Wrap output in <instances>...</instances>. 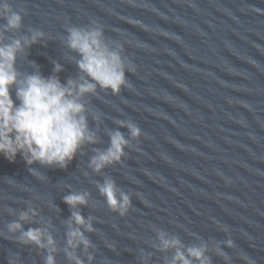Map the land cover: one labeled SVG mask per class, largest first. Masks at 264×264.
Returning <instances> with one entry per match:
<instances>
[{"label":"water","instance_id":"obj_1","mask_svg":"<svg viewBox=\"0 0 264 264\" xmlns=\"http://www.w3.org/2000/svg\"><path fill=\"white\" fill-rule=\"evenodd\" d=\"M5 2L22 25L4 31V43L43 34L18 54L19 73L48 77L58 63L62 83L79 79L68 31L95 27L123 46L134 70L119 94L98 86L84 97L95 143H83L65 168L0 156V264H45L46 250L8 231L23 212L24 230L52 236L55 264H75L66 250L82 264H171L175 250L162 248L161 234L179 239L185 255L206 247L210 264H264V0ZM119 122L142 136L97 172L91 161L110 134L128 136ZM109 181L131 199L123 216L101 195ZM69 194L85 195L86 205L70 208ZM73 212L91 223L93 231L80 229L87 250L68 248Z\"/></svg>","mask_w":264,"mask_h":264},{"label":"clouds","instance_id":"obj_2","mask_svg":"<svg viewBox=\"0 0 264 264\" xmlns=\"http://www.w3.org/2000/svg\"><path fill=\"white\" fill-rule=\"evenodd\" d=\"M0 19L5 21L3 30H0V156L9 162H15L19 156L29 166L38 163L65 168L83 143H95V137L87 126L84 97L95 94L98 86L113 95L119 94L128 83L126 74L133 71L134 66L125 57L122 45L110 46L104 41L101 28H71L67 46L79 56L77 68L83 74L79 79L62 83L58 73L63 68L58 63L54 64L53 74L48 77L41 75L39 70L21 74L16 69L18 54L25 46L35 44L43 34L36 32L30 39L4 43L3 32L20 29L22 16L5 0H0ZM119 125L127 129L128 136L120 131L110 134L109 148L91 161V167L97 172L120 162L130 141H139L142 136L141 129L133 122H119ZM99 190L110 209L121 216L131 207L130 197L123 192L118 193L114 182H105ZM64 203L76 208L86 205L87 200L83 194H69L64 197ZM32 214L35 215L34 212ZM28 219L27 212L21 213L18 221L8 226V231L20 233L19 243L46 250L45 264H55V241L45 230H24L23 224ZM68 227V248L74 250L82 245L87 250L90 242L80 229L93 231L90 221H86L79 212H73ZM160 241L164 250H175L171 264H193V261L210 264L205 256L206 247L188 248L185 255L179 239H168L161 234ZM227 247H234L232 240L227 241ZM66 255L75 264H82L73 252L66 250ZM88 259L91 261L92 257ZM9 264H15V260H10Z\"/></svg>","mask_w":264,"mask_h":264}]
</instances>
